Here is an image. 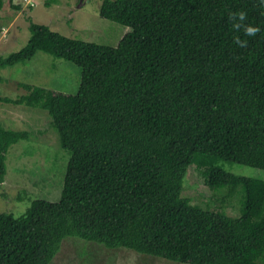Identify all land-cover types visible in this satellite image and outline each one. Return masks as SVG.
<instances>
[{
    "label": "trees",
    "instance_id": "obj_1",
    "mask_svg": "<svg viewBox=\"0 0 264 264\" xmlns=\"http://www.w3.org/2000/svg\"><path fill=\"white\" fill-rule=\"evenodd\" d=\"M6 1L18 8L0 0V12ZM100 16L131 28L117 47L31 22L28 43L0 58L1 69L46 53L82 69L75 95L0 92L47 111L69 156L58 201L0 213V264H49L67 237L181 264H264V180L216 166L264 170V0H104ZM29 137L0 122V184ZM193 164L227 198L243 189L240 217L182 196Z\"/></svg>",
    "mask_w": 264,
    "mask_h": 264
},
{
    "label": "rangeland",
    "instance_id": "obj_2",
    "mask_svg": "<svg viewBox=\"0 0 264 264\" xmlns=\"http://www.w3.org/2000/svg\"><path fill=\"white\" fill-rule=\"evenodd\" d=\"M104 0H15L6 1L0 12V58L21 50L29 41L30 23L44 24L69 38L117 47L131 31L120 23L100 16ZM82 69L74 63L46 53L31 61L0 69V92L17 98L27 94L20 84L44 87L75 95L79 92ZM0 122L7 129L28 131L30 137L10 147L7 174L0 184V213L18 217L35 199L58 201L69 156L62 149L51 118L42 108L0 103ZM225 171L264 180V170L219 161ZM228 188L212 189L205 181L204 169L189 167L182 196L204 210L240 217L244 191L239 188L227 198ZM49 264H181L139 254L126 248H107L78 237H67ZM185 264V263H184Z\"/></svg>",
    "mask_w": 264,
    "mask_h": 264
},
{
    "label": "clouds",
    "instance_id": "obj_3",
    "mask_svg": "<svg viewBox=\"0 0 264 264\" xmlns=\"http://www.w3.org/2000/svg\"><path fill=\"white\" fill-rule=\"evenodd\" d=\"M241 16H243V13H241ZM257 31H258V28H256V27L248 26L246 28V32L249 34H254Z\"/></svg>",
    "mask_w": 264,
    "mask_h": 264
}]
</instances>
